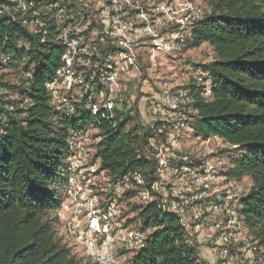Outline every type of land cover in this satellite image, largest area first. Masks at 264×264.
Masks as SVG:
<instances>
[{
	"label": "trees",
	"instance_id": "obj_1",
	"mask_svg": "<svg viewBox=\"0 0 264 264\" xmlns=\"http://www.w3.org/2000/svg\"><path fill=\"white\" fill-rule=\"evenodd\" d=\"M51 1L0 0V6L21 4L14 19L0 15V53L7 55L8 64L21 59L29 64L19 98L0 95V264H82L56 237L54 227L69 180L71 131L96 125L90 161L113 184L127 182L126 191L150 190L160 181L161 156L170 157L167 169L188 158L171 154L173 135L180 133L177 126L164 119L143 122L137 107L140 91H134V109L121 105L112 115L104 108L92 114L87 97L76 103L69 99L72 111L53 101L46 84L57 74L65 49L57 37L54 13L42 18L35 10ZM201 1L210 11L192 23L188 43L208 44L213 58L202 67L210 81L208 97L193 95L191 117L196 119L197 137L211 140L215 136L230 148L228 153L234 157L223 158L220 166L227 163L225 175L251 179L241 197L240 217L245 232L257 240L264 254V0ZM35 17L46 23L45 35L38 25L27 23ZM135 174L142 178V185L133 179ZM171 184L178 186L172 195H165L167 185H162L161 192L150 191L151 201H143L137 213L142 223L139 231L149 232L143 246L132 249L128 264H204L192 225L186 226L176 214L160 207L184 191L179 181ZM212 246L220 254L219 245ZM223 263L255 264L241 257L234 263L223 259Z\"/></svg>",
	"mask_w": 264,
	"mask_h": 264
},
{
	"label": "rangeland",
	"instance_id": "obj_2",
	"mask_svg": "<svg viewBox=\"0 0 264 264\" xmlns=\"http://www.w3.org/2000/svg\"><path fill=\"white\" fill-rule=\"evenodd\" d=\"M50 3L36 6L35 10L40 17H46L45 14L50 12L61 14L62 21L74 26V33L83 38L82 43L87 49L98 52L95 56L96 60L91 61V59L85 66L76 65V70L82 72V77L90 81V86L87 89L76 87L67 92L59 88V96L67 95L74 103L87 97V108L98 110L103 108L111 94L112 101L119 107L124 105L125 110H128L134 109L133 101L136 93L134 91H140L142 96L138 100L137 107L145 123L163 119L160 93L163 83L171 89L183 87L192 96L200 93L208 97L210 81L202 68L213 58L208 44L201 43L193 46L190 40L188 46L183 49L164 52L155 50L157 43L164 42L168 38V32L175 31L179 27L175 21L184 12L185 4L204 7L201 0H143L138 8H133L122 0H52ZM115 8L125 12V21L129 22L128 19H132L133 22L128 23L130 24L128 29L116 31L110 26L111 15ZM59 9L61 10L58 11ZM142 13L145 14V20L139 17ZM144 26L145 29H143ZM129 56L134 57L135 63L140 68L138 75L129 77L119 71L117 79L112 83V81H105L99 74L101 66L113 62H117L118 67L124 63L128 64ZM0 68V95L7 94L12 100L18 99L17 92L24 81V71L29 68L27 59H21L15 65L7 62L0 63ZM188 115L189 127L173 135L171 154L186 156L199 165L214 164L219 158L232 159L230 157L232 153H228L231 151L230 148L217 137L213 136L207 141L197 137L196 119L191 117L194 111H190ZM84 130L92 136H96L98 131L96 125L90 123ZM234 154L238 157V153ZM91 163L92 161H87V164ZM228 169L227 163L223 167L216 166L215 173L218 176L219 186L224 190L233 191L238 196H243L252 184L251 179L246 176L238 180L231 179L225 175ZM74 174L70 187L66 185V189L61 194V205L57 210L61 211L63 216L56 215L54 223L56 237L61 239L71 254L82 264H93L92 251L87 246L92 241L95 246H99L105 235L91 230L90 220L104 213L107 206L114 203L119 206L118 218L122 226L141 230L142 223L137 213L145 202L140 200L141 189L138 191L131 188L126 191V188L117 191L106 176L87 167L86 163L81 165ZM161 176L163 180L161 183L164 186L167 185L165 195L168 193L172 195L173 188L178 186L175 184L172 186L171 183L177 179L171 178L169 173H163ZM89 188L90 194L86 193ZM89 200L93 203H89ZM202 207L203 213L209 215L208 204H203ZM197 213L199 214L197 210L190 211L192 218ZM210 221L205 219V225L210 224ZM116 231L118 230L111 229L110 233ZM144 231L146 234L149 232V230ZM112 250L115 258L112 264H128L133 255L132 249L115 246ZM214 252L219 254L217 249ZM241 260L245 259L241 258Z\"/></svg>",
	"mask_w": 264,
	"mask_h": 264
},
{
	"label": "built area",
	"instance_id": "obj_3",
	"mask_svg": "<svg viewBox=\"0 0 264 264\" xmlns=\"http://www.w3.org/2000/svg\"><path fill=\"white\" fill-rule=\"evenodd\" d=\"M130 4L133 8H138L139 3L143 0H122ZM50 5H53L50 4ZM21 4H4L0 6V15H8L14 19V11L20 8ZM59 9L58 11H60ZM208 7H203L195 4H185L184 12L180 14L175 21L179 24L177 30L168 32V38L164 42L157 43L155 50L159 52L183 49L188 44V39L191 36V25L202 17L204 12H209ZM23 14V11L21 12ZM50 16V15H49ZM125 12L119 9H114L111 15V24L113 30L124 31L128 29V23L133 22L132 19H124ZM56 20L57 37L60 43L64 46V52L61 56V66L57 74L51 82L47 83L48 91L53 101L60 107H64L69 111L73 110V106L67 97L59 96V88H63L65 92L73 88H85L90 86V81L82 77V72L76 70V65L85 66L89 61L98 55L96 50H88L86 45L82 43L83 38L76 35L73 31L74 26L69 22H63L61 14H54ZM139 17L145 20V14H140ZM63 18V17H62ZM27 23L38 25L39 30L44 35L46 34V23L38 17L26 20ZM25 22V20H24ZM146 27L144 26L143 29ZM43 41V40H42ZM121 44H123L121 42ZM7 55L0 53V63H6ZM117 62L109 65H104L99 68V74L104 77L105 81L117 79L120 71L127 76H136L140 73L139 66L135 63L134 57L128 58V64L124 63L117 66ZM1 69V68H0ZM206 74L205 72H203ZM103 79V80H104ZM161 114L163 119L168 123L174 124L180 131L189 127V112L192 111L193 96L187 89L177 87L171 89L166 84L161 85ZM209 93V89L207 91ZM7 98V97H6ZM103 108L113 114L114 109H119V105L112 101L111 94L107 98V102ZM12 109V106L9 107ZM91 110V109H90ZM97 110L92 109V114ZM6 119V116H2ZM97 138L92 136L86 130H73L67 138L69 148V161L67 171L69 180L67 185L70 187L74 173H76L81 165L86 163L87 167L94 169L98 173H103L98 170L96 163L87 164L92 157V145L95 144ZM207 141V140H205ZM231 158L234 156L231 155ZM169 156H161L159 158V166L162 168L161 175L168 171L171 178L177 179L184 183V191L177 193L169 201H164L160 204L161 209L168 210L176 214L186 226H191L198 236H200L206 244L219 245L220 255L227 263H234L238 257L247 259L255 264H264V254L258 245L257 240L251 237L241 222L240 208L241 197L233 191L222 189L218 182V176L215 173L216 166H222L225 160L222 158L216 159L214 164H197L193 159L186 158L182 163L175 164L169 169ZM133 179L137 184L142 185V178L135 174ZM162 176L160 181L153 183L150 190L143 188L140 191L142 201H151L153 196L150 191L158 192L160 190ZM117 191L124 190L129 187L127 182L117 181L113 184ZM68 187V188H69ZM162 189V188H161ZM161 191V190H160ZM89 188L86 193L90 194ZM89 203L92 200L88 201ZM93 203V202H92ZM208 204L209 215L195 214L193 218L190 211H194L196 207L201 209L203 204ZM56 215L62 217L61 211L56 210ZM119 209L114 203H110L107 209L101 215L90 220V229L94 232L105 235L104 240L99 246L94 245V241L87 246L91 249V261L93 264H112L115 262L112 248L118 246L123 249H138L143 246L146 238V233L130 227H123L119 218ZM202 216V218H201ZM210 217V218H209ZM209 218V219H208ZM205 219L211 220L205 225ZM111 229L118 230L110 233Z\"/></svg>",
	"mask_w": 264,
	"mask_h": 264
},
{
	"label": "crops",
	"instance_id": "obj_4",
	"mask_svg": "<svg viewBox=\"0 0 264 264\" xmlns=\"http://www.w3.org/2000/svg\"><path fill=\"white\" fill-rule=\"evenodd\" d=\"M184 160H185V158H184ZM167 172L168 171H166V173ZM180 185H183V187H184L183 182H179V187H180ZM198 212H199V214H203V216L205 215V213H203V207L201 209H199ZM195 235H196L195 237H196V241H197L196 242L197 243V249H198L200 258L203 260L204 264H216L217 262L220 264H225V263H223V258L221 257V255L214 252V251H216V249L218 250V247H216V246L213 247L212 245L206 244L200 236H198L196 233H195Z\"/></svg>",
	"mask_w": 264,
	"mask_h": 264
}]
</instances>
